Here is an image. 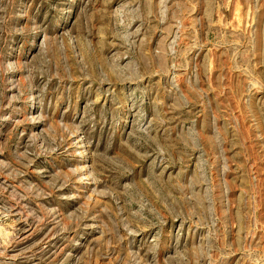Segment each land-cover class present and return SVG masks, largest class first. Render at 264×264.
<instances>
[{"label": "rangeland", "instance_id": "374dc122", "mask_svg": "<svg viewBox=\"0 0 264 264\" xmlns=\"http://www.w3.org/2000/svg\"><path fill=\"white\" fill-rule=\"evenodd\" d=\"M0 264H264V0H0Z\"/></svg>", "mask_w": 264, "mask_h": 264}]
</instances>
